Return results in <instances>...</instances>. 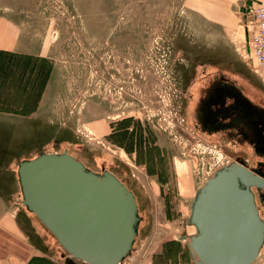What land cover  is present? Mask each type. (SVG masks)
I'll list each match as a JSON object with an SVG mask.
<instances>
[{
    "label": "rangeland",
    "instance_id": "1",
    "mask_svg": "<svg viewBox=\"0 0 264 264\" xmlns=\"http://www.w3.org/2000/svg\"><path fill=\"white\" fill-rule=\"evenodd\" d=\"M0 14L18 25L32 51L0 56V98L26 117L23 134L10 140L15 162L66 151L96 174L111 172L137 206L121 264H195L187 241L195 233L189 214L196 191L230 162L254 168L260 161L257 145L246 153L215 135L219 129L198 130V108L204 114L210 101L221 103L222 96L211 95L196 107L205 90L248 81L231 74L233 63L215 51L213 31L177 0H0ZM251 190L264 222V187ZM14 196L19 205V186ZM35 224L41 235L28 226L30 239L63 264L67 254ZM261 248L251 264H264Z\"/></svg>",
    "mask_w": 264,
    "mask_h": 264
},
{
    "label": "water",
    "instance_id": "2",
    "mask_svg": "<svg viewBox=\"0 0 264 264\" xmlns=\"http://www.w3.org/2000/svg\"><path fill=\"white\" fill-rule=\"evenodd\" d=\"M21 205L67 254L63 264H121L135 235L136 201L119 179L96 174L66 151L17 162ZM264 178L230 162L207 178L190 205L195 233L187 246L195 264H251L264 238L251 188ZM180 238H183L181 236Z\"/></svg>",
    "mask_w": 264,
    "mask_h": 264
},
{
    "label": "crops",
    "instance_id": "3",
    "mask_svg": "<svg viewBox=\"0 0 264 264\" xmlns=\"http://www.w3.org/2000/svg\"><path fill=\"white\" fill-rule=\"evenodd\" d=\"M177 1L181 11L194 16L213 31L211 42L215 45V51L221 49L220 52L225 53V56H221H224L229 63H233L234 67L230 68L231 74L240 75L242 79L248 78L247 83L245 85L241 83L240 87L239 84L237 86L233 83L231 84L232 89L226 88V86L224 91L216 89L215 92H220V96H222L221 103L212 107L222 109V117L219 118L218 124L221 121L223 124L218 125V128L215 129H219L220 132L214 134L220 137L224 136L229 145L240 147L244 152L250 145H257L258 155H260L257 166L260 168L259 174L264 178V64L262 68L254 71L251 68L253 62L241 59L233 45L234 40L240 41L249 38V32L245 30L250 22L249 10L253 6L264 4V0ZM25 41L18 25L8 16L0 14V51L31 53L32 51L27 49ZM219 43L221 44L220 48L217 47ZM251 72L253 74H250ZM251 75L257 77L256 84L251 81ZM253 86L257 88V98H255ZM213 91L212 87L205 90L204 94L197 99L196 107L199 104L202 105L204 101H208ZM223 98L224 101H222ZM8 103L7 100L0 98V264H58L54 257L44 254L41 247L28 235V226L33 228L34 233L38 236L41 235V230L36 226L33 214L25 207L23 208L21 203L16 205V202H13L15 187L18 186L16 174L18 161L15 162L17 156L11 154L10 140L14 136L16 138L17 134H23L26 117L24 113L11 112L6 108L10 106ZM41 104L42 94L37 101V107ZM16 105L20 106L18 103L14 106ZM205 108L209 109L210 104ZM242 123L247 125L246 129L239 128V124ZM240 134L243 136H238ZM254 139L256 142H253ZM253 153H257L255 148ZM249 169L253 170L254 168ZM260 197L264 199L262 194ZM262 219L264 220V215ZM261 250L259 261L263 260L264 263V238ZM154 263L155 261L150 259L132 258L123 264Z\"/></svg>",
    "mask_w": 264,
    "mask_h": 264
},
{
    "label": "built area",
    "instance_id": "4",
    "mask_svg": "<svg viewBox=\"0 0 264 264\" xmlns=\"http://www.w3.org/2000/svg\"><path fill=\"white\" fill-rule=\"evenodd\" d=\"M250 22L245 27L248 39L234 40V48L239 57L253 62L257 71L264 64V4L253 6L249 10Z\"/></svg>",
    "mask_w": 264,
    "mask_h": 264
},
{
    "label": "flooded vegetation",
    "instance_id": "5",
    "mask_svg": "<svg viewBox=\"0 0 264 264\" xmlns=\"http://www.w3.org/2000/svg\"><path fill=\"white\" fill-rule=\"evenodd\" d=\"M222 94H223V92H222ZM212 95L218 96L221 94L215 92ZM222 101H224V98L222 99ZM209 104H210V108L209 109L204 108V114L202 113L200 107L198 108L197 113L195 114V116H196L195 121H196V124L198 126V130L200 132L206 131L207 133H211L212 130L217 129L218 125H219L218 124L219 118L222 117V114H221L222 109L216 108L215 106H214L215 108L212 107L213 103L211 101L209 102ZM198 119H200V120H198ZM120 131H123L122 128H120ZM253 171L259 173V171H260L259 166L254 167Z\"/></svg>",
    "mask_w": 264,
    "mask_h": 264
},
{
    "label": "trees",
    "instance_id": "6",
    "mask_svg": "<svg viewBox=\"0 0 264 264\" xmlns=\"http://www.w3.org/2000/svg\"><path fill=\"white\" fill-rule=\"evenodd\" d=\"M12 54L11 52H3V51H0V56H4V55H10ZM22 106V105H21ZM121 182V181H120ZM122 183V182H121ZM123 184V183H122ZM19 186V185H18ZM126 187V186H125ZM127 188V187H126ZM128 189V188H127Z\"/></svg>",
    "mask_w": 264,
    "mask_h": 264
}]
</instances>
